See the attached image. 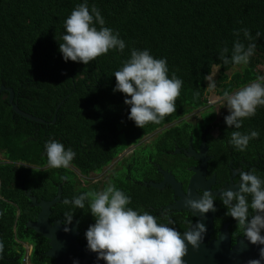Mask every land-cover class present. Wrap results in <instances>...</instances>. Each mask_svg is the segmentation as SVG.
<instances>
[{
  "label": "trees",
  "instance_id": "16d2710c",
  "mask_svg": "<svg viewBox=\"0 0 264 264\" xmlns=\"http://www.w3.org/2000/svg\"><path fill=\"white\" fill-rule=\"evenodd\" d=\"M80 3L83 0H0V87L13 90L20 111L46 122L34 123L13 113L8 93H1L0 153L10 163L29 166L0 164V241L4 243L0 264H22L24 244L33 247L31 264H54L46 255L50 248L48 240L28 226L36 222L40 211L30 201L28 192L37 202H47L56 197L60 187L61 197L51 207L49 222L62 224L64 213L71 210L73 222L79 220L76 242L87 249L84 233L94 223L87 201L84 209H78L63 204V200L71 201L88 191L76 187L74 173L68 168L47 166L44 154L47 139L71 147L76 152L72 169L87 176L107 166L125 147L204 107L205 76L213 67L219 68L215 86L217 95L223 97L225 91L234 92L256 80L260 76L257 69L264 65V0H88L89 9L94 5L100 10L105 26L118 31L126 47L122 53L110 51L87 65L65 62L59 52L64 21ZM242 28L250 31L252 42L256 43L254 54L246 66L224 64L219 59L220 51L227 47L225 55L231 56L237 39L233 33ZM257 32L261 34L258 39ZM239 39L245 45L249 43L242 32ZM132 48H147L155 58H166L169 76L175 73L183 81L176 111L158 124L149 123L143 128L128 119L125 95L113 92L116 83L113 73L130 57ZM234 68L241 71L229 76ZM54 115L56 120L52 124ZM214 119V114H207L204 123ZM218 127L222 134L227 128L228 137L239 131L227 127L224 116ZM240 129L242 133L260 132L259 138L251 140L243 152H254L264 158V108H258L252 118L244 119ZM168 135L167 129L160 133L153 143L155 153H149V161L153 160L161 170H169ZM185 135L183 125L172 128L171 144H183ZM150 162L146 159L143 162L145 180L158 182L161 174ZM256 167H261L264 178V166ZM175 172L183 177L182 162H176ZM134 191L142 195L145 206L153 208L143 207L139 211H148L159 222H167L155 203L166 201L168 188L145 186L139 192ZM169 216L174 221L171 226L181 233L195 222V217L183 210ZM220 227L221 224L214 225L212 238Z\"/></svg>",
  "mask_w": 264,
  "mask_h": 264
},
{
  "label": "clouds",
  "instance_id": "9594fccd",
  "mask_svg": "<svg viewBox=\"0 0 264 264\" xmlns=\"http://www.w3.org/2000/svg\"><path fill=\"white\" fill-rule=\"evenodd\" d=\"M105 23L98 8L93 5L89 9L88 0L77 4L64 21L63 42L59 43L63 60L87 65L110 51L122 53L125 41L118 31L105 26ZM241 32L249 41L247 45L239 39ZM233 34L237 39L233 42L231 56L225 55L229 49L224 47L219 59L224 64L231 62L236 66H246L254 54L256 43L252 42L253 37L247 28L235 30ZM260 35L257 32L256 38ZM213 68L219 71L218 66ZM211 73L205 76V80L210 87H215V74ZM113 76L116 81L113 92L125 95L124 104L129 107L128 119L136 127L158 124L176 111V99L180 96L183 81L175 73L169 76L166 58H155L147 48H132L130 57ZM222 99L228 110L224 116L225 125L240 129L244 119L252 118L258 108H264V76H258L234 92L225 91ZM259 136L257 130L233 131L228 142L235 150L243 152L249 142ZM44 154L47 166L56 169L69 168L76 156L71 147L66 148L53 138L45 141ZM237 175V190L223 188L219 199L226 209L225 215L231 217L242 230L244 240L259 246L258 258L248 260L247 264H264V178L257 174L256 169L244 171L241 168ZM199 197L182 202L194 216L203 217L209 211H217L214 204L217 195L204 190ZM86 201L88 212L94 218V223L84 233L86 247L96 253L97 261L103 260L105 264H185L183 258L188 246L198 248L207 232L205 224L197 220L181 233L171 226L174 221L168 209H163L160 214L166 223L159 222V218L148 211L134 210L129 207L131 197L110 182L102 190L81 193L71 201L64 199L63 204L84 209ZM72 222V211H66L62 221L65 232L69 231L68 225ZM3 252L4 243L0 241V260L3 259ZM73 264H78V261L74 260Z\"/></svg>",
  "mask_w": 264,
  "mask_h": 264
},
{
  "label": "flooded vegetation",
  "instance_id": "af4514ba",
  "mask_svg": "<svg viewBox=\"0 0 264 264\" xmlns=\"http://www.w3.org/2000/svg\"><path fill=\"white\" fill-rule=\"evenodd\" d=\"M206 101L204 107L196 109L176 121L170 122L161 129L139 139L137 143L125 147L101 170L92 171L87 176H83L76 171L75 175L81 178L76 181V187L83 188L88 192H94L102 190L110 182L131 197V207L134 210L142 209L143 207H145L146 210H153L151 205H144L142 195L134 190L136 189V191L139 192L142 190V187L150 186L149 183L158 184L163 181L162 174L161 180L158 182L145 180L146 175L143 162L144 159L150 162L148 154L155 153L153 143L156 141L159 134L167 129L169 132V170H161L153 160L150 162L151 165L156 167L157 172L165 171L169 173L171 178L181 185V189L184 193L191 179L197 175V171L205 166L201 187L195 189L194 196L200 198L199 195H202L204 190H210L218 194L214 201L217 211L213 212L212 230L216 224H221V227L218 229L216 237L212 238L210 236V238L216 239L223 231L222 234H225L228 240V246H233L236 242L244 241L242 230L236 226L235 221L231 217L225 215L226 209L219 199V192L223 188H228L233 191L237 190V183L239 182L237 174L241 168L244 171H248L250 166H255L257 174L262 177L261 167L258 168L256 166L260 164L264 166V163H262L264 158L254 152L245 153L235 150L228 142L230 137H228L227 128L222 134V131L218 127V123L221 122L222 116L228 114V110L226 112L219 111L218 108V105L225 102L223 100ZM223 108H226V106ZM207 114H214L215 119L209 123H204V116ZM180 125H183L184 130H186L184 142L183 144H171V129ZM237 130L242 131V129ZM117 139L118 137H116V140ZM93 148H95L94 145ZM145 153L148 155L147 157L144 156ZM0 156L2 157L3 155L0 154ZM176 156H178V158H176ZM177 161L182 162L183 177L175 172ZM0 164H12L13 167L20 165L29 166L23 163H10L6 161L4 157L0 160ZM30 168L33 167L31 166ZM165 188L169 190L168 198L166 201L160 202L158 200L155 204L158 205V211L160 213L163 209H168L169 214H172V212L176 210L172 208L169 209L168 207L184 206L182 203L183 200L176 196L175 191L170 185L165 184L161 190Z\"/></svg>",
  "mask_w": 264,
  "mask_h": 264
},
{
  "label": "water",
  "instance_id": "95a60500",
  "mask_svg": "<svg viewBox=\"0 0 264 264\" xmlns=\"http://www.w3.org/2000/svg\"><path fill=\"white\" fill-rule=\"evenodd\" d=\"M2 92L8 93V104L13 113L34 123H46L38 117L20 111L17 107V103L14 102V93L12 89L1 86L0 95ZM58 108L59 105L55 110V114ZM55 120L56 116L54 115L51 123L53 124ZM204 171L205 166L197 171V175L191 179L185 193L182 191L181 185L171 178L170 174L165 171H160L161 173L158 171L163 175V181L161 183H149V185L155 189L161 190L165 184H168L175 191L176 196L181 200L188 198L199 199L194 196V191L196 188L201 187ZM213 194L218 196L217 193ZM27 196L32 204L40 209L36 222L29 223L28 226L48 240L50 248L46 255L53 259L54 264H73L74 260L78 261V264H105L103 260L97 261L96 253H93L86 248H82L76 242L78 219L74 220V222L68 226V232L64 231V226H62L61 221H53V223L50 224L49 216L51 214V207L61 197L60 187L57 190L56 197L47 202H37L36 198L31 196L30 192L27 193ZM168 208H172L176 211L183 210L193 215L191 210L185 208L183 205ZM194 217L196 219L195 222L200 220L205 224L207 232L205 233L203 242L198 248L194 249L191 246H188L187 254L183 258L185 264H247L248 260L258 258L259 246L249 244L246 240L236 242L233 246H228V240L225 237V234H222L223 231L221 232L222 235L219 234V236L221 235L220 237L218 236L216 239L210 238L213 233V212L209 211L203 217H200L199 215Z\"/></svg>",
  "mask_w": 264,
  "mask_h": 264
},
{
  "label": "rangeland",
  "instance_id": "374dc122",
  "mask_svg": "<svg viewBox=\"0 0 264 264\" xmlns=\"http://www.w3.org/2000/svg\"><path fill=\"white\" fill-rule=\"evenodd\" d=\"M258 72L260 73V76H264V65L263 66H261V67H259L258 69ZM239 71H241L239 68H234V69H232L229 73H228V75L230 76L232 73H234V72H239ZM212 73H214L215 74V76L213 77V79L215 80V83H216V79H217V76H218V71H217V68H214L213 69V71H212ZM211 73V74H212ZM206 100H223L222 99V97H219L218 95H217V93H216V86L215 87H210L209 85H208V81L206 80ZM216 96V97H215ZM218 96V97H217ZM225 103H222V104H220V105H218V108H219V111H227V108H223V107H225L226 105H224ZM217 106V105H216ZM1 154V153H0ZM149 155V154H148ZM146 153L144 154V156L145 157H147L148 156ZM3 157V156H2ZM2 157L0 156V160H2ZM168 165H169V162H168ZM72 173H74V180L75 181H78V180H80L81 178L80 177H77L76 175H75V170L74 169H72V167L70 166L69 168H68Z\"/></svg>",
  "mask_w": 264,
  "mask_h": 264
},
{
  "label": "built area",
  "instance_id": "2783aa9c",
  "mask_svg": "<svg viewBox=\"0 0 264 264\" xmlns=\"http://www.w3.org/2000/svg\"><path fill=\"white\" fill-rule=\"evenodd\" d=\"M23 246L25 249V254L22 260V264H31L29 258L32 253V246L27 244H24Z\"/></svg>",
  "mask_w": 264,
  "mask_h": 264
}]
</instances>
